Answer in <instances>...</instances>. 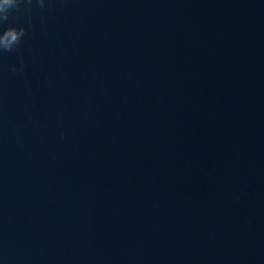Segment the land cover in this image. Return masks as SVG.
I'll use <instances>...</instances> for the list:
<instances>
[{
	"label": "water",
	"instance_id": "95a60500",
	"mask_svg": "<svg viewBox=\"0 0 264 264\" xmlns=\"http://www.w3.org/2000/svg\"><path fill=\"white\" fill-rule=\"evenodd\" d=\"M5 27L28 34L0 55V264H264V0Z\"/></svg>",
	"mask_w": 264,
	"mask_h": 264
},
{
	"label": "clouds",
	"instance_id": "9594fccd",
	"mask_svg": "<svg viewBox=\"0 0 264 264\" xmlns=\"http://www.w3.org/2000/svg\"><path fill=\"white\" fill-rule=\"evenodd\" d=\"M34 2L41 10L47 9L50 5V0H0V55L19 50L28 34V29L5 27V25L14 11H19L22 7H27L30 10ZM11 72L14 74L23 73V62L19 66H12Z\"/></svg>",
	"mask_w": 264,
	"mask_h": 264
}]
</instances>
